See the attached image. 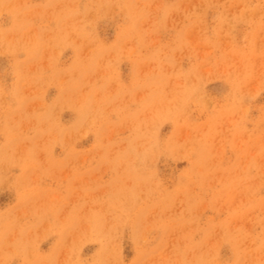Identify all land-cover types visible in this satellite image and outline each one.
Returning a JSON list of instances; mask_svg holds the SVG:
<instances>
[{
  "label": "rangeland",
  "instance_id": "rangeland-1",
  "mask_svg": "<svg viewBox=\"0 0 264 264\" xmlns=\"http://www.w3.org/2000/svg\"><path fill=\"white\" fill-rule=\"evenodd\" d=\"M0 264H264V0H0Z\"/></svg>",
  "mask_w": 264,
  "mask_h": 264
}]
</instances>
